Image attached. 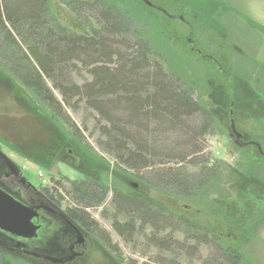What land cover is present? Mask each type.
<instances>
[{"label":"trees","instance_id":"16d2710c","mask_svg":"<svg viewBox=\"0 0 264 264\" xmlns=\"http://www.w3.org/2000/svg\"><path fill=\"white\" fill-rule=\"evenodd\" d=\"M61 2L71 12L74 6L84 7L95 24L87 33H76L57 23L50 0H0V46L11 49L17 61L4 64V69L50 114H65L66 108L84 111L98 134V146L111 155L114 172L178 198L197 196L221 169L220 162L205 154L206 137L215 133V114L164 68L142 33L131 28L126 12L99 0ZM207 2L183 3L202 7ZM212 5L229 9L219 0ZM243 18L264 34V27ZM236 78H229L231 95L233 104L241 103V116L264 118V104L250 109L246 99L253 91ZM218 95L214 104L228 105L221 90ZM246 178L248 183L239 190L254 185L258 192L260 182L253 183L256 178L250 173ZM71 189L72 215L96 233L99 227L86 209L100 203L106 187L84 180L72 182ZM113 196V231L134 249L143 245L153 250V257L142 264H166V257L173 259L169 264H245L238 249L219 234L168 211L142 192L131 189ZM12 258L0 249V264Z\"/></svg>","mask_w":264,"mask_h":264},{"label":"rangeland","instance_id":"374dc122","mask_svg":"<svg viewBox=\"0 0 264 264\" xmlns=\"http://www.w3.org/2000/svg\"><path fill=\"white\" fill-rule=\"evenodd\" d=\"M77 1L92 3L93 0ZM99 1L126 12L131 28L142 33L164 68L181 80L194 100L215 114V133L206 137L205 154L220 162L219 175L207 188L199 189L197 196L178 198L114 172L110 165L111 155L98 146V134L91 118H86L84 111L76 113L70 108H66L65 114H50L4 69V64L10 66L17 61L12 50L3 46H0V150L23 171L32 185L49 187L57 179V186L62 188L66 198L72 194V182L94 180L106 187L100 203L86 209L99 230L96 233L86 231L88 244L84 257L75 264H142L153 257L152 249L143 245L134 249L111 227L115 213L113 194L117 191L127 193L131 189L149 196L168 211L219 234L238 249L245 264H264V121L257 116H241L237 108L241 103L232 102L230 82L234 75L238 77L236 80L248 82L253 92L249 95L251 98L245 97L246 103L250 109L262 107L264 34L243 17L264 27V0H219L229 7L227 10L214 7V0H203L209 5L196 8L184 7V0H147L153 6L141 0ZM50 7L57 23L73 32L87 33L95 24L84 7L74 6L71 12L61 0H50ZM220 90L228 104L221 108L214 104V95L219 96ZM54 96L58 100L61 98L56 91ZM230 112L235 130L242 134L240 138L230 130ZM84 123L87 130H84ZM15 145L16 149L12 147ZM38 147L44 149L48 163L54 167L45 169L44 164L29 156ZM67 148L74 151L76 161L73 164L60 159L55 161L53 152L65 153ZM248 173L256 178L253 183L258 180L262 185L258 192L254 191V185L243 192L239 190L241 185L248 183L245 182ZM144 230L149 231L148 228ZM8 254L14 257L9 264H51L23 253ZM172 260L166 257L165 262L169 264Z\"/></svg>","mask_w":264,"mask_h":264},{"label":"flooded vegetation","instance_id":"af4514ba","mask_svg":"<svg viewBox=\"0 0 264 264\" xmlns=\"http://www.w3.org/2000/svg\"><path fill=\"white\" fill-rule=\"evenodd\" d=\"M190 48L193 49L192 46ZM11 101L13 102V99ZM4 141L11 143L9 140ZM12 147L16 149V145ZM65 151V153L60 151L59 154L53 152L54 160L60 159V161L73 164L74 160L76 161L74 151L69 148ZM0 153L10 160L2 150ZM1 154L0 189L14 200L33 208L38 214L36 222L40 224V228L35 238L24 242L27 246H17L16 243L1 240L4 247L0 246V249L7 253H23L51 264H75L78 259L84 257L88 244L87 229L84 227V221L80 222L72 215L73 205L64 196L65 192L62 188L57 186V179L54 178L55 183L50 184L49 187L34 186L13 161L10 160L14 166L7 165L4 162L6 159L1 157ZM29 156L39 164H44L45 169L52 165V163H48L49 158L44 149H40V147L37 151L31 152ZM77 164L80 165V162L77 161ZM52 167L54 166L52 165L50 168ZM81 181L83 180L81 179ZM66 200L69 202L68 204L65 203ZM67 222L75 228L67 227ZM44 239H47L51 245L44 248L47 251L42 252L40 242H43Z\"/></svg>","mask_w":264,"mask_h":264},{"label":"water","instance_id":"95a60500","mask_svg":"<svg viewBox=\"0 0 264 264\" xmlns=\"http://www.w3.org/2000/svg\"><path fill=\"white\" fill-rule=\"evenodd\" d=\"M141 1L147 6H153L147 0ZM229 123L231 132L235 137L240 138L241 134L235 130L231 112L229 114ZM1 157L6 159L4 162L7 165L14 166L4 154H1ZM133 186L136 187V184H133ZM37 219L38 214L33 208L14 200L10 195L0 189V241L16 243L17 246H27L24 242L35 238L39 232L40 224L36 222ZM66 224L67 227L72 229L73 226L69 222ZM42 241L40 242L42 247L40 250L44 252L47 251L44 248H47L51 244L47 239ZM0 246L4 247L1 242Z\"/></svg>","mask_w":264,"mask_h":264},{"label":"crops","instance_id":"0c3cea01","mask_svg":"<svg viewBox=\"0 0 264 264\" xmlns=\"http://www.w3.org/2000/svg\"><path fill=\"white\" fill-rule=\"evenodd\" d=\"M256 107H258V106H256ZM259 120H263V121H264V119H263V118H260ZM241 135H242V134H241ZM253 141H254V142H256L254 139H253ZM256 143H257V142H256Z\"/></svg>","mask_w":264,"mask_h":264}]
</instances>
